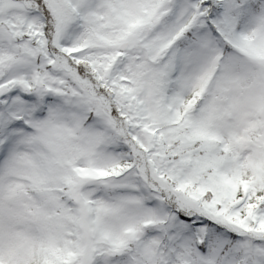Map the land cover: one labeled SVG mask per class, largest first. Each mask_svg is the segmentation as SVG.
I'll return each instance as SVG.
<instances>
[{
  "label": "snow or ice",
  "instance_id": "snow-or-ice-1",
  "mask_svg": "<svg viewBox=\"0 0 264 264\" xmlns=\"http://www.w3.org/2000/svg\"><path fill=\"white\" fill-rule=\"evenodd\" d=\"M0 264H264V0H0Z\"/></svg>",
  "mask_w": 264,
  "mask_h": 264
}]
</instances>
